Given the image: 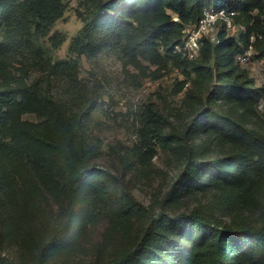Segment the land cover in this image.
Returning <instances> with one entry per match:
<instances>
[{
	"label": "trees",
	"instance_id": "obj_1",
	"mask_svg": "<svg viewBox=\"0 0 264 264\" xmlns=\"http://www.w3.org/2000/svg\"><path fill=\"white\" fill-rule=\"evenodd\" d=\"M67 6L66 0H0V60L19 49L21 41L39 54L40 37L59 47L64 34L50 33ZM211 8L223 9L234 27L227 30L221 22L219 41L203 37L194 58L174 51L186 27ZM76 14L83 25L70 50L77 56L115 45L138 65L170 61L183 74L176 88L183 92L187 112L182 129L166 133L161 116L149 108L141 135L146 145L150 138L183 155L168 193L215 192L233 212L228 222L201 209L150 213L131 244L105 264H264V113L259 109L264 83L257 85L236 59L250 50L264 65V0H79ZM50 68L72 79L79 64L75 58L58 59ZM28 113L37 119L24 118ZM82 115L34 85L0 86V203L7 205L0 244L18 238L21 224L34 238L33 246L18 239L22 250L27 246L28 259L0 251V264H60L52 258L86 231L90 218L85 209L110 199L115 178L94 164L96 152ZM200 136L203 141L193 142ZM147 149L154 152L153 146ZM41 197L71 211L54 225L40 221ZM119 205L111 222L128 235L132 218L147 213L130 197Z\"/></svg>",
	"mask_w": 264,
	"mask_h": 264
},
{
	"label": "rangeland",
	"instance_id": "obj_2",
	"mask_svg": "<svg viewBox=\"0 0 264 264\" xmlns=\"http://www.w3.org/2000/svg\"><path fill=\"white\" fill-rule=\"evenodd\" d=\"M66 1L67 8L50 33L58 31L64 34L65 40L59 47H53L48 37H40L36 39L42 49L39 54L21 41L19 49L0 60L5 62L4 68L0 69V86L34 85L78 114L83 113L89 142L96 152L94 164L115 178L107 204L85 209L90 218L85 233L52 261L60 264H105L116 252L131 244L141 231L146 216L160 210L176 214L201 209L209 217L226 222L231 220L233 212L221 204L215 192L178 196L168 193L175 176L182 169L183 155L152 144L155 141L150 142V138L146 145L147 139L141 135L145 118L150 115L149 108L161 116L166 133L182 129L187 112L183 92H177L176 88L184 78L183 74L170 61L163 66L142 60L138 65L115 45L92 56H77L71 52L70 43L83 25L76 14L79 0ZM237 29L230 30V34H235ZM250 53L251 56L241 66L257 85H261L264 83L263 62L253 58L252 51ZM74 58L79 64L74 78H61L51 73L50 63ZM259 109L264 113V101ZM85 111H88L86 115ZM24 118L36 120L37 116L28 113ZM203 139L204 136L196 137L193 142L200 143ZM148 145L154 147L152 154L147 151ZM129 197L137 201L147 215H135L127 235L115 229L111 219L120 206L119 202ZM40 200L38 220L51 225L57 224L58 217L71 211L51 198L41 197ZM4 205L7 207L6 202L0 203V226L6 209ZM248 215L252 219L255 216L252 212ZM21 226L18 238H6L0 244V251L9 258L21 256L28 259L30 256L27 246L24 245L22 250L18 239L33 246L34 238L24 232L26 225Z\"/></svg>",
	"mask_w": 264,
	"mask_h": 264
},
{
	"label": "built area",
	"instance_id": "obj_3",
	"mask_svg": "<svg viewBox=\"0 0 264 264\" xmlns=\"http://www.w3.org/2000/svg\"><path fill=\"white\" fill-rule=\"evenodd\" d=\"M174 21H178L177 16H173ZM223 22L227 30L234 27L230 17L223 9H204L202 16L194 25L188 26L185 29V36L182 44L176 45L174 51L181 52L187 58H194L199 54V49L202 44V38H208L213 43L219 41L217 29L220 23ZM251 56L250 50L244 54L237 55L238 62L243 63ZM187 85V84H186Z\"/></svg>",
	"mask_w": 264,
	"mask_h": 264
}]
</instances>
